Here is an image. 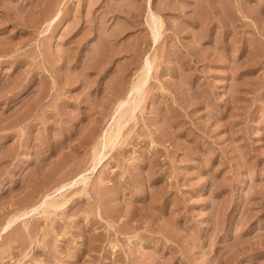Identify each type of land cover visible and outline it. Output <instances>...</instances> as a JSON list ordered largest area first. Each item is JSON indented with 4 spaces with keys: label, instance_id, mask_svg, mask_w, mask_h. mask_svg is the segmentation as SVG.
<instances>
[{
    "label": "rangeland",
    "instance_id": "1",
    "mask_svg": "<svg viewBox=\"0 0 264 264\" xmlns=\"http://www.w3.org/2000/svg\"><path fill=\"white\" fill-rule=\"evenodd\" d=\"M0 264H264V0H0Z\"/></svg>",
    "mask_w": 264,
    "mask_h": 264
},
{
    "label": "bare ground",
    "instance_id": "2",
    "mask_svg": "<svg viewBox=\"0 0 264 264\" xmlns=\"http://www.w3.org/2000/svg\"><path fill=\"white\" fill-rule=\"evenodd\" d=\"M154 19H156V18H153V22H154ZM156 21H158V19H156ZM156 21H155V22H156ZM159 21H160V19H159ZM159 21H158V25H157V22H156V23H155V22L152 23V24H155V25H153V27L156 26V30H155V31L157 32V35L159 34L160 28L162 27V26L160 25L161 23H159ZM152 24H151V26H152ZM153 27H152V29H153ZM152 29H151V30H152ZM153 32H154V29H153ZM153 32H152V33H153ZM154 34H156V33H154ZM154 34H151V35L154 36L153 38H155V35H154ZM159 35H160V34H159ZM159 35L156 36V37H160ZM155 39H156V38H155ZM155 39H154V41H155ZM156 40H157V39H156ZM152 41H153V40H152ZM146 61H149V59L146 60ZM149 62H150V61H149ZM149 62H147V63H149ZM151 63H152V62H151ZM145 64H146V63H145ZM145 64H144V66H145ZM144 66H143V67H144ZM150 66H152V64L149 63V64H148V67H150ZM148 67H147V69H148ZM150 68H151V67H150ZM149 70H150V69H149ZM143 71H144V68H143ZM140 73H141V72H140ZM137 76L140 77V78H138L139 80H137V83L134 85L135 87L133 86V89H136V95H137V97H138L139 95L137 94V92H138V90H140V89L137 90V88H140L139 86H141V85L143 86V85L146 83V82H144V81H146L145 79H146V77L148 76V73H147V72H144V73H142L141 76H139V74H138ZM135 80H136V79H135ZM134 83H135V82H134ZM143 83H144V84H143ZM142 86H141V87H142ZM131 88H132V87H131ZM134 92H135V91H134ZM130 93H131V90H130ZM131 94H132V93H131ZM133 94H134V93H133ZM131 96H132V95H131ZM132 97H133V96H132ZM136 99H137V98H136ZM132 100H133V99H132ZM125 101H126V100H125ZM129 101H130V99H129ZM133 101H134V100H133ZM136 101H137V100H135V102H136ZM135 102L132 103V101H130L129 103L134 104ZM137 102H138V101H137ZM121 103H122V102H120V104H121ZM123 103H124V102H123ZM127 103H128V102H126V105H127ZM118 105H119V104H118ZM121 105H122V104H121ZM124 105H125V104H124ZM124 105H122L123 108L125 107ZM129 105H130V104H129ZM135 105H138V104L135 103ZM119 106H120V105H119ZM122 106H120V107L122 108ZM120 107L117 108V110L119 109L118 112L121 111V110H120ZM126 107H127V106H126ZM133 108H135V106H134ZM136 108H137V106H136ZM136 108H135V109H136ZM131 109H132V107H131ZM135 109H134V110H135ZM117 110H116V111H117ZM124 110H125V109H124ZM129 110H130V109H129ZM134 110H133V111H134ZM131 111H132V110H131ZM133 111H132V112H133ZM125 112H126V111H125ZM125 112L122 113V111H121L122 114L117 113L116 116L118 117V114H119V117L117 118V117L115 116V117L117 118V120H116V119H115L116 121L114 120L115 123H114L112 126H111V124H110V128H109L110 130H109L108 133H106V137L104 136V140H105V143H103V147H104V148H107V147L113 145V142L115 143V142L117 141L116 138H118L117 136H119L118 134H119V132L121 131V125H122V122H123V121H121V120L124 118V116H125ZM128 114H129V113H128ZM128 114H127V115H128ZM131 115H132V113H131ZM131 115H130V117H131ZM125 118H126V116H125ZM124 120H125V119H124ZM112 123H113V121H112ZM124 123H125V122H123V125H124ZM123 125H122V126H123ZM107 128H108V127H107ZM119 130H120V131H119ZM104 135H105V134H104ZM102 138H103V136H102ZM119 138H120V137H119ZM104 140H103V141H104ZM101 146H102V145H101ZM111 147H112V146H111ZM98 155H99V154H98ZM98 155H97V156H98ZM95 157H96V156H95ZM95 159H96V158H95ZM98 159H99V158H98ZM98 159H96L95 162L98 161ZM96 163H97V162H96ZM83 180H84V179H83ZM83 183H84V182H82V184H83ZM41 204H42V203H41ZM48 204H49V203H48ZM49 206H50V207H56L57 204L53 201V202H50ZM22 215H26V214L23 213ZM11 222H12L11 220L8 221V223L5 225L4 229L7 228V227L10 225Z\"/></svg>",
    "mask_w": 264,
    "mask_h": 264
}]
</instances>
